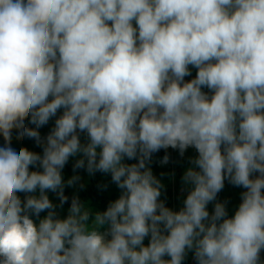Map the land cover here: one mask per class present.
<instances>
[{"label":"clouds","instance_id":"clouds-1","mask_svg":"<svg viewBox=\"0 0 264 264\" xmlns=\"http://www.w3.org/2000/svg\"><path fill=\"white\" fill-rule=\"evenodd\" d=\"M168 148L196 152L178 210L149 166ZM77 156L119 196L94 211L74 195L61 218ZM226 180L244 189L231 216ZM261 250L264 0H0V264H264Z\"/></svg>","mask_w":264,"mask_h":264},{"label":"trees","instance_id":"trees-1","mask_svg":"<svg viewBox=\"0 0 264 264\" xmlns=\"http://www.w3.org/2000/svg\"><path fill=\"white\" fill-rule=\"evenodd\" d=\"M191 76H186L184 79L189 80L195 76L196 69L191 68ZM207 91V89H202ZM60 115L58 111L57 116ZM54 119L49 120L48 124L44 125L38 131L40 132L41 138L45 137L50 129L54 125ZM25 123H27V117L25 118ZM33 127V125H28ZM12 138L15 143L22 147H26L30 151H35L41 153V147L37 146L35 141L30 138H26L22 135L21 132L13 130ZM80 139L82 142H85L86 137L84 134H80ZM167 155L168 162L166 164H161V159ZM196 155V152L193 148H188L185 150L183 156L179 154L177 150L174 149H161L158 152L154 153L149 164L153 175L156 176L161 183L164 185L162 190L161 199L164 200L167 207L172 208L173 210H178L182 206V201L186 195V189L181 183V177L186 168L190 167L189 160ZM77 157H70L68 162L65 164L62 170V179L67 181L73 175H78L79 180L72 186H65L64 195L68 197V201L64 203L61 207L56 208L58 215L63 218L67 215V210L70 206L71 199L75 195L81 201L87 203L88 207L94 211H103L108 202L116 199L119 196L120 190L115 186L111 181L110 174H104L100 172H95L92 175H89L85 169H76L73 170V164ZM126 163H135V160H125ZM82 186V187H81ZM244 191L241 187H235L225 181L224 188L217 194V200L226 203V210L228 211L229 216H231L240 202V193ZM49 199L54 204H59V199L53 192L47 193ZM18 195L23 200L24 193H18ZM213 203H209L208 211L211 213ZM46 213H40V216L43 217ZM147 244V238L144 241ZM261 258L264 259V250H261ZM183 264H195L192 253L188 252L185 257Z\"/></svg>","mask_w":264,"mask_h":264},{"label":"rangeland","instance_id":"rangeland-1","mask_svg":"<svg viewBox=\"0 0 264 264\" xmlns=\"http://www.w3.org/2000/svg\"><path fill=\"white\" fill-rule=\"evenodd\" d=\"M168 149H171V148H168Z\"/></svg>","mask_w":264,"mask_h":264}]
</instances>
